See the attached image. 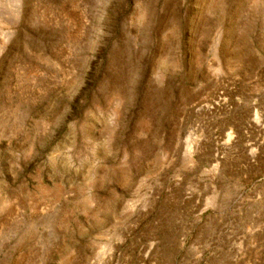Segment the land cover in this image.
<instances>
[{
  "label": "rangeland",
  "instance_id": "1",
  "mask_svg": "<svg viewBox=\"0 0 264 264\" xmlns=\"http://www.w3.org/2000/svg\"><path fill=\"white\" fill-rule=\"evenodd\" d=\"M0 264H264V0H0Z\"/></svg>",
  "mask_w": 264,
  "mask_h": 264
}]
</instances>
